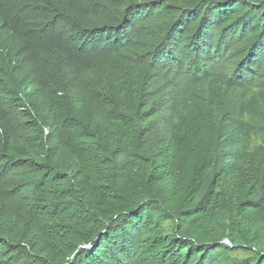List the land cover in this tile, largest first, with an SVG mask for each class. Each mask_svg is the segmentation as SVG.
<instances>
[{
	"label": "trees",
	"instance_id": "trees-1",
	"mask_svg": "<svg viewBox=\"0 0 264 264\" xmlns=\"http://www.w3.org/2000/svg\"><path fill=\"white\" fill-rule=\"evenodd\" d=\"M0 264H264V0H0Z\"/></svg>",
	"mask_w": 264,
	"mask_h": 264
}]
</instances>
